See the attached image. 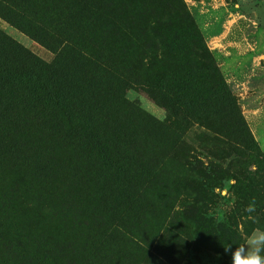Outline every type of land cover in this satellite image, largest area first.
<instances>
[{
  "label": "rangeland",
  "instance_id": "1",
  "mask_svg": "<svg viewBox=\"0 0 264 264\" xmlns=\"http://www.w3.org/2000/svg\"><path fill=\"white\" fill-rule=\"evenodd\" d=\"M43 1L0 0V264H229L264 229V0Z\"/></svg>",
  "mask_w": 264,
  "mask_h": 264
},
{
  "label": "clouds",
  "instance_id": "2",
  "mask_svg": "<svg viewBox=\"0 0 264 264\" xmlns=\"http://www.w3.org/2000/svg\"><path fill=\"white\" fill-rule=\"evenodd\" d=\"M245 211L250 214L256 211L255 198H252ZM225 253L229 264H264V229H254L246 237L245 243L229 246L225 248Z\"/></svg>",
  "mask_w": 264,
  "mask_h": 264
},
{
  "label": "trees",
  "instance_id": "3",
  "mask_svg": "<svg viewBox=\"0 0 264 264\" xmlns=\"http://www.w3.org/2000/svg\"><path fill=\"white\" fill-rule=\"evenodd\" d=\"M61 1H62V0H61ZM66 1H67V0L63 1V3H64V2H66ZM45 2H47V1L45 0V1H43L42 3H44V4H45ZM176 37H177V38H179V35H176ZM177 38H176V40H177ZM92 253H93V254H96V253H95V251H94V252H92Z\"/></svg>",
  "mask_w": 264,
  "mask_h": 264
}]
</instances>
